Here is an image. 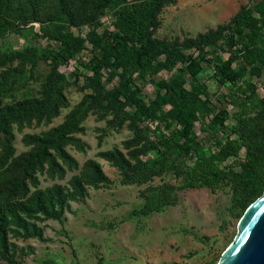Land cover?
Returning a JSON list of instances; mask_svg holds the SVG:
<instances>
[{"label":"rangeland","instance_id":"374dc122","mask_svg":"<svg viewBox=\"0 0 264 264\" xmlns=\"http://www.w3.org/2000/svg\"><path fill=\"white\" fill-rule=\"evenodd\" d=\"M148 1L0 0V264H219L237 236L243 215L232 208L231 198L239 167L214 190L191 189L170 168L147 181H132L138 161L155 157L151 144L175 123L166 131L134 115L116 124L93 84L103 51L87 35L116 32L123 8ZM260 3L264 0H159L149 29L152 42L180 47L192 58L198 52L185 45L208 33L218 46L202 53L208 61L200 62L196 76L177 64L134 82L147 104L166 93L157 88L161 80L201 88L207 111L194 132L209 138L210 150L216 133L211 118L226 110L227 129L218 135L240 146L227 164L245 158L242 135L250 137L251 147L264 144V70L256 77L247 67L236 83L220 84L216 57H233L237 69L247 32L227 46L226 31L218 28L230 27L238 12H254ZM60 27L85 39L76 55L70 57L50 37ZM30 52L34 63L23 58ZM54 72L64 79L52 101ZM102 74L106 88L117 86V78ZM247 83L256 92L236 93ZM229 95L245 98L251 111L240 116ZM143 127L149 130L145 138L139 136ZM165 194L175 202L143 212Z\"/></svg>","mask_w":264,"mask_h":264},{"label":"trees","instance_id":"16d2710c","mask_svg":"<svg viewBox=\"0 0 264 264\" xmlns=\"http://www.w3.org/2000/svg\"><path fill=\"white\" fill-rule=\"evenodd\" d=\"M158 1L150 0L123 8L116 20V32L112 34L103 32L101 36L93 33L87 35L86 40L100 46L103 51L102 58L96 62L97 70H94L93 84L96 86L99 99L111 107L116 124H123L134 115L155 122L156 128L162 127L166 131L175 123L174 128L166 134L161 132L159 139L151 144L150 150L155 151V157L138 161L130 177L132 181H147L170 168L175 178L186 181L187 187L214 190L237 166L240 171L232 187L231 202L232 208L240 210L241 217L248 206L264 192V144L257 148L251 147L250 137L242 135L241 141L246 147L245 158L227 164L229 159L237 157L240 146L232 139L222 142L218 135L219 132L227 129L226 110H218L210 121L212 126L216 127V133L212 138L214 149L210 150L206 147L209 138L204 136L199 138L194 132L197 122L201 125L204 123L207 111V101L201 97V88L192 86L187 89L183 80L175 78L161 80L157 83V88L165 90L166 93H157L156 97L147 104L140 95V89L134 84L136 80L153 76L159 71H171L177 64L186 65L187 72L191 76H196L201 71L200 62L208 61L202 53L206 49L218 46L213 33H208L185 45V48H194L198 52V55L192 58L180 47H164L152 42L149 38V29ZM218 29L226 31L227 46L233 44L235 35L239 36L247 32V43L241 56L243 63L237 69L232 67L233 57L230 56L226 61L216 57L220 63L216 71L219 83H236L242 78L247 67H250V71L256 77H260L261 71L264 70V3L257 5L254 12L250 10L238 12L230 27ZM50 37L58 41L70 57L79 53L85 43V39L75 37L66 27H60V30ZM259 42L263 45L259 46ZM219 47L223 49L222 45ZM35 56V53L30 52L24 54L23 58L27 62L34 63ZM102 71L107 79H118L115 88L108 89L101 83ZM63 79V74L54 72L49 85L52 101L58 99L60 83ZM246 91L256 92L255 85L247 83L239 87L236 93L244 95ZM169 93H171L170 98ZM229 97L232 104L240 107V116L251 111V108L247 107L245 98L240 102L235 95ZM167 106L170 108L166 109ZM240 122L243 123L244 120ZM148 133V128L143 127L139 131V136L145 138ZM191 160L192 165L189 164ZM174 202L175 199H171L170 194L161 195L147 204L143 212Z\"/></svg>","mask_w":264,"mask_h":264},{"label":"water","instance_id":"95a60500","mask_svg":"<svg viewBox=\"0 0 264 264\" xmlns=\"http://www.w3.org/2000/svg\"><path fill=\"white\" fill-rule=\"evenodd\" d=\"M237 229L219 264H264V192L248 206Z\"/></svg>","mask_w":264,"mask_h":264}]
</instances>
